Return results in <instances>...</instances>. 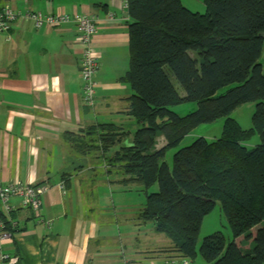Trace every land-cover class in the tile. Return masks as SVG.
Listing matches in <instances>:
<instances>
[{
  "label": "crops",
  "instance_id": "0c3cea01",
  "mask_svg": "<svg viewBox=\"0 0 264 264\" xmlns=\"http://www.w3.org/2000/svg\"><path fill=\"white\" fill-rule=\"evenodd\" d=\"M6 4L18 15L0 32V183L48 190L38 213L20 196L10 198L7 213L0 199V216L16 222L3 249L16 264H172L181 257L142 218L141 188L109 161L118 145L101 148L107 129L131 136L139 128L129 112L134 89L122 80L130 68L126 0H0ZM37 11L96 16L94 106L83 102L84 45L75 23L38 28L29 16ZM165 143L162 136L158 147Z\"/></svg>",
  "mask_w": 264,
  "mask_h": 264
},
{
  "label": "trees",
  "instance_id": "16d2710c",
  "mask_svg": "<svg viewBox=\"0 0 264 264\" xmlns=\"http://www.w3.org/2000/svg\"><path fill=\"white\" fill-rule=\"evenodd\" d=\"M126 3L130 68L122 80L134 89L129 112L139 128L126 142L128 135L107 129L101 148L121 144L109 161L122 165L125 182L158 184L147 192L141 216L172 239L181 258L264 264V0H205L204 13L181 0ZM185 101L197 108L185 115L171 109ZM253 101L252 126L245 129L229 115ZM225 116L220 137L196 138L174 153L170 166L169 149L200 124ZM254 134L260 142L248 146ZM159 136L166 140L160 147ZM217 204L233 239L216 232L198 248L203 220Z\"/></svg>",
  "mask_w": 264,
  "mask_h": 264
},
{
  "label": "built area",
  "instance_id": "2783aa9c",
  "mask_svg": "<svg viewBox=\"0 0 264 264\" xmlns=\"http://www.w3.org/2000/svg\"><path fill=\"white\" fill-rule=\"evenodd\" d=\"M18 12L13 6L6 4L0 6V32H8ZM36 27L43 24L60 25L67 22H74L78 33L79 41L84 45L81 61V78L83 80V102L92 107L96 100L97 81L96 75L99 70L97 53L93 45V38L98 31L97 18L93 14H44L40 11L30 13ZM48 190L47 185H32L17 181L11 184L0 183V199L3 202L7 213L11 206L9 200L12 196H20L25 206L30 207L38 213L43 203V194ZM16 222L10 218L0 216V264H16L15 258L3 249L4 241L11 237ZM172 264H194L191 259L183 257L172 261Z\"/></svg>",
  "mask_w": 264,
  "mask_h": 264
},
{
  "label": "rangeland",
  "instance_id": "374dc122",
  "mask_svg": "<svg viewBox=\"0 0 264 264\" xmlns=\"http://www.w3.org/2000/svg\"><path fill=\"white\" fill-rule=\"evenodd\" d=\"M183 5L189 8L192 11L195 12H201L204 13L207 10V6L205 4V0H181ZM171 79L173 83L175 84L176 88L178 89L179 93L181 95L185 94L184 89L181 87L179 84L178 80L175 78L174 75H171ZM227 87H223L219 90V93L225 92L227 90ZM197 108V103L195 101H185L181 102L178 104H175L171 106V109L175 112H177L180 115H185L188 114L192 111H194ZM256 108V102H247L236 108L230 115L229 117L235 118L243 128L248 129L252 126V116ZM227 116L221 117L217 119L214 122L211 123H204L200 124L197 126L190 134L185 136L183 140L179 143L178 146L173 147L168 150L167 152V160L170 164V166H173V155L174 153L184 147L190 145L196 138L200 136H206L209 140H215L216 138L220 137L223 131V127L225 124ZM133 135L129 136L124 140L130 141ZM164 137V136H163ZM162 136H159L157 138V146L160 143V139ZM251 142H260V137L258 134H254L252 139L250 140ZM121 144H118V147L116 148V151L120 149ZM136 188L139 187L141 188L140 191H137L136 194L137 196L141 195L142 198L145 197V200L147 199V192L148 191H157L159 189V186L157 183L153 184L150 188H147L141 183H135ZM133 186V187H134ZM135 192V191H134ZM133 192V193H134ZM139 198V197H138ZM216 232H221L226 241H230L233 239V232L231 230V227L227 221V218L222 211L221 207L219 204L215 206V208L212 210L211 213H209L207 216H205L201 231L199 234V239H198V248L202 244L204 238L210 234L216 233ZM164 235V234H162ZM194 264H207V262L204 260V258L199 255L198 259L194 262Z\"/></svg>",
  "mask_w": 264,
  "mask_h": 264
}]
</instances>
